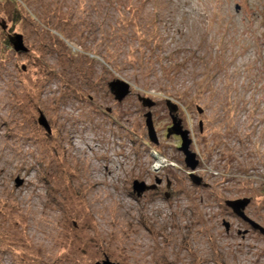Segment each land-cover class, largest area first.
Returning a JSON list of instances; mask_svg holds the SVG:
<instances>
[{
    "label": "rangeland",
    "instance_id": "rangeland-1",
    "mask_svg": "<svg viewBox=\"0 0 264 264\" xmlns=\"http://www.w3.org/2000/svg\"><path fill=\"white\" fill-rule=\"evenodd\" d=\"M107 259L264 264V0H0V264Z\"/></svg>",
    "mask_w": 264,
    "mask_h": 264
},
{
    "label": "water",
    "instance_id": "water-1",
    "mask_svg": "<svg viewBox=\"0 0 264 264\" xmlns=\"http://www.w3.org/2000/svg\"><path fill=\"white\" fill-rule=\"evenodd\" d=\"M12 39V38H11ZM14 48L19 50H26L22 44V38L21 35L15 34L13 38ZM109 88L111 92L115 95L116 99L121 101L129 92V85L121 80H113L109 83ZM144 105L151 106L153 104V101L146 99V98H140ZM169 113L172 118V125L168 127L167 129V135L175 134L179 135L181 138V145L179 146V149L184 153L185 155V164L190 169H194L198 164V159H196V153L192 152L189 148L191 140L188 137V131L186 129H183L181 126V119L178 117L176 113H173L177 110V105L175 103H169ZM146 126L148 130V136L149 140L155 144H157V137L156 133L154 131L153 121L151 119V112L148 111L146 114ZM40 123L43 124V126L46 128V130L49 132V126L47 122L44 120L43 117L40 118ZM190 178L198 184L200 182V178L195 176L194 174H190ZM135 190L137 192L142 191L146 187L143 185H140L138 183H135ZM155 186H150L149 188H154ZM248 202L247 198L235 200V201H226V204L231 206V208L237 212L239 215L243 216L242 208L244 207L245 203ZM255 225V224H254ZM262 230V229H261ZM263 231V230H262ZM96 264H117L114 262H111L110 260H105L103 262H97Z\"/></svg>",
    "mask_w": 264,
    "mask_h": 264
},
{
    "label": "flooded vegetation",
    "instance_id": "flooded-vegetation-1",
    "mask_svg": "<svg viewBox=\"0 0 264 264\" xmlns=\"http://www.w3.org/2000/svg\"><path fill=\"white\" fill-rule=\"evenodd\" d=\"M177 109H178V108H177ZM178 150H180V149H178ZM157 154H158V153H157ZM159 155H161V154H159ZM164 159H165V158H164ZM157 178H159V177H157ZM162 179H163V178L156 179V181L158 182V185H161V184L163 183V180H162ZM167 184H168V185L170 184L169 181H168ZM167 187H168V186H167ZM151 189H153V188H151ZM156 189H157V188H156ZM247 199H248V201H249V202L247 203L248 206H249V204H250V202H251V198L248 197ZM242 210H243V208H242ZM231 213H232V214H235L240 220H242L246 225H249L252 229L261 230L262 226H261L259 223H257L258 221L253 222L251 219H249V218H251V215H252V214H248V213H246L245 211H242L243 216H241V215H239L237 212H235L233 209H232ZM254 224H255V225H254ZM225 226H226L227 229H229V227H230L229 222L226 223Z\"/></svg>",
    "mask_w": 264,
    "mask_h": 264
},
{
    "label": "bare ground",
    "instance_id": "bare-ground-1",
    "mask_svg": "<svg viewBox=\"0 0 264 264\" xmlns=\"http://www.w3.org/2000/svg\"><path fill=\"white\" fill-rule=\"evenodd\" d=\"M157 158H159L158 160H159V163L157 164V168H160L162 165H163V163H164V160L162 159V157L161 156H157Z\"/></svg>",
    "mask_w": 264,
    "mask_h": 264
},
{
    "label": "trees",
    "instance_id": "trees-1",
    "mask_svg": "<svg viewBox=\"0 0 264 264\" xmlns=\"http://www.w3.org/2000/svg\"><path fill=\"white\" fill-rule=\"evenodd\" d=\"M14 14H15V15H14V18H15V21H16V20L19 19V16H20V15H19L18 11L15 10V9H14Z\"/></svg>",
    "mask_w": 264,
    "mask_h": 264
}]
</instances>
